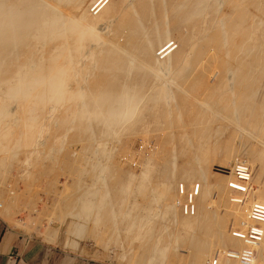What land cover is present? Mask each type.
<instances>
[{"label": "bare ground", "instance_id": "bare-ground-1", "mask_svg": "<svg viewBox=\"0 0 264 264\" xmlns=\"http://www.w3.org/2000/svg\"><path fill=\"white\" fill-rule=\"evenodd\" d=\"M262 2V0H107L106 2L101 0H0V121L9 116L7 109L10 107V102L14 100L18 101L21 107L25 105L26 108L31 105L27 111L32 116L37 110V112L42 111L47 105L50 106V103L55 102L58 107L59 122L66 125L65 127L72 125L77 137L80 140L84 138L83 141L88 149L91 148V141L102 137L109 138L119 131H126L129 134L138 132L140 128L141 134L156 132V128L151 124L159 126L161 120L167 125L174 126L175 123L180 122L183 115L187 116V114L191 117L192 130L188 127L191 131L187 130L190 132L187 135H185L186 131L182 133L183 138L184 136L200 140L204 137L212 138L210 129L214 125H219L225 130L226 128L222 126L234 125L233 133L229 134L233 141L249 137L253 129L262 132L264 131V82L261 78L264 75ZM170 14L175 23L172 28L167 21V16L170 17ZM172 29L178 33L177 44L173 42L175 39H171ZM256 98H260L259 101H256ZM33 118L31 119L34 121L36 117ZM26 128L29 129L27 125H24L17 135L22 139H19L20 142L29 133ZM10 131L8 129L3 134L0 130V139L10 140L9 137L12 136L8 135ZM215 132L214 134L217 135L218 131ZM6 134L8 137H5ZM12 140L15 141L11 142ZM16 140L17 138L8 142L12 144L16 142L18 145L22 143ZM187 140L190 141L189 138H186ZM8 142L5 144L9 145ZM15 146L17 144L14 148ZM256 151L259 152L258 149ZM263 153L260 158L263 157ZM72 154L70 153V156L73 159ZM72 159L69 160L74 161ZM70 161L66 162L67 164L69 162L68 166L72 169L74 163ZM92 164L93 174L97 173L93 175L95 180H102L105 165L103 169H100L97 160ZM107 171L109 173L108 169ZM215 171L206 170L207 174L203 171L206 175L204 177L216 178L217 174L225 173V167L220 166L216 174ZM124 174H126L124 177L123 174H117L121 178L116 177L114 186L113 183L110 184L112 185L110 192H107L110 186L101 191L106 195L102 196L100 201H98L99 192L94 190H88L86 196H76L77 201L71 199L72 196L68 197L73 210L78 209V213L74 215L79 219V223L80 220L87 219L89 209L92 207L94 211L91 214L96 217L102 216L106 231L112 235L116 232L115 218L117 216L122 217V222H127V225L120 224V227L124 225L128 227L130 223L129 228L132 225L134 231L146 229L147 222L157 213L151 215L154 204L152 203L153 205L149 207V203L141 204V200L140 203L137 202L141 197L140 193H138L139 198L135 195V201L127 197L128 186L132 188L130 181L134 178L131 172L125 171ZM217 179L219 185L225 189L232 181L230 175L226 173L225 177L222 175ZM169 183L168 188L171 186ZM210 186L206 187L210 188ZM136 187L133 186V188ZM140 187L143 193L148 191L147 186L145 187L142 182ZM164 187L167 188L165 185ZM207 189L204 187L200 195L197 194L198 203L200 202L198 214L190 217L189 213L188 217L182 218L184 221L181 226L177 227L179 228L177 233L185 234L187 232L192 234V230L195 229L196 236L193 237L191 250L201 252L200 255L203 257L200 259L196 257L198 260L192 261L191 264L207 263L205 258L214 248L221 249L220 257L221 253L222 258L225 257L226 261L220 264H243L244 251H250L252 254L246 264H264V223L260 227L263 237L259 242L247 243L244 239L234 236L235 232L247 234L249 226L254 224L251 208L254 206L264 208V189H254L255 198L244 204L242 211H238L237 206L234 207L237 211L234 209L229 211L232 224L236 226L235 229L232 228L230 236L223 231L226 225L223 228L222 221L216 224L218 221L215 220L214 213L218 210L217 207L215 208L216 205L214 206L216 210L213 211L211 203L210 207L206 204L211 202L209 198L207 201ZM165 192H167L166 189ZM131 193L129 191L128 194ZM167 193L168 199L174 197H169V194L167 196ZM129 202L132 207L127 208ZM218 202L216 201L217 205ZM249 206L251 208L247 211ZM170 209L175 211L172 207ZM154 211L156 210L153 209ZM176 214L175 212L174 215ZM174 215L173 217H176ZM0 216L19 229L33 232L31 227L14 221L6 209L0 210ZM180 219L178 220L181 221ZM75 223L70 222L69 226ZM155 225L157 226L156 223ZM163 226L159 229V232L162 231L159 237L164 235L163 240L157 235L156 240L155 236L151 240L152 235H149L151 238L148 244L139 242L137 246H130L128 259L117 256V250L113 255L111 249L107 248H104L108 252L107 255L102 252L101 257L97 256L99 254H94L93 257L98 258L97 260L102 263L161 264L162 253L159 247L161 248L162 241L167 243L165 240L169 241L170 237H174L173 232H176L173 231L176 228H173V232L170 233V226ZM148 229L150 228L147 227V232ZM76 231L79 234L80 231ZM39 234L47 243L51 244L55 241L52 232L46 231ZM75 239H67L65 247L90 255L83 250L84 248H79V242ZM159 239L161 244L158 246ZM169 244H164L165 247L164 245L162 247L169 248ZM228 247L232 250H228ZM219 254H215L216 259L219 258Z\"/></svg>", "mask_w": 264, "mask_h": 264}, {"label": "rangeland", "instance_id": "rangeland-1", "mask_svg": "<svg viewBox=\"0 0 264 264\" xmlns=\"http://www.w3.org/2000/svg\"><path fill=\"white\" fill-rule=\"evenodd\" d=\"M101 1L106 2L107 0H101ZM262 1L264 2V0ZM263 2L261 3L262 6L261 8L264 13ZM93 9L94 7L92 8V10ZM170 17L167 16V21L169 22V25L172 28L174 27L175 23L174 20L172 19L171 14ZM261 19L262 20L264 19V14L262 15ZM172 30L173 31L171 34V39H175L173 40V42L176 43L177 42L176 38L178 37L177 35L178 33H176L174 29ZM174 47H176V45ZM261 78L264 82V75H262ZM259 99L260 98H256V101L257 100L259 101ZM9 106H8L9 108L7 109L8 110L7 114L9 116L7 118H4V120L2 119L3 120V121L1 120L2 122L0 121V123L2 124L0 125V128L3 127V129L0 130L3 131V134H5V131L9 129V131L11 130L13 133L10 131L8 135L17 136L18 133L22 130L21 128H23L24 125H27L31 133L30 131H28L29 129L26 128L27 133L29 132L27 134L29 138L25 136V139L23 138V141H21L22 143L19 141V139L22 140L21 137L20 136H19L20 138H18V136L16 137L17 138L16 141L21 143L19 144L20 146L16 142L15 144L11 143L15 141V140L11 141V139H16L15 136L9 137L11 138L10 140H6V138L4 139V141L6 140L7 142L11 141L10 143L8 142L9 145H6L7 142L6 141L4 142L2 139H0V149H1L0 150V205H1L0 210H2V208L6 209L8 213L12 215L14 221H17L18 223L26 227H31L33 229V232L26 229H20L25 233H27L29 236L38 238L43 243L49 246H53L57 249H61L67 252H71L73 254H77L79 256L92 260L93 262H97L99 264H115L114 262L102 263L97 260L98 258L95 259V257H93L94 254H99L97 256L101 257L102 252H104L103 253L104 255H107L108 252H106L107 250L105 251L104 248L111 249L113 255L116 254L115 250H117L118 253L116 254L117 256L125 257L126 259H128L130 246L134 247V245L137 246L140 243L148 244L151 235H152L151 240H153L154 238L156 240L157 237L158 238L161 237V239L163 240L164 235H160L159 237V234H162V231L160 230L159 232V229L163 228L164 227L163 225H166L168 227L170 226L169 227L171 228L170 233H172L173 231L176 232H173L174 234H172V236L174 235V237H170L171 240L170 239H168L169 241L165 240V242H167L168 244L170 242L169 248L167 245H166L167 248H164L165 247L164 244H167L164 243V241H162V245H164V247L160 245L161 239L158 240L160 243L157 241L158 246L160 245L161 248H164L161 249L159 247L161 253L163 254V255L161 254L162 258H160V263L169 264L170 262V264H191L194 262V260L197 261L198 257L199 259L200 257H203L200 255L201 252L198 251L195 252V250L193 251L191 250L193 249L192 248V243L194 240L193 237L196 236L195 229L192 230L193 232L192 234L191 232H187L186 234L178 232L179 233L178 234L177 230H179V228L177 229V227L181 226V223L184 221L182 218L188 217L189 213H190V217H193L198 214L200 208V204H199L200 202L198 203V198H199L198 195H200L201 193L200 191H202L204 187L206 189L208 188L207 201L210 200L211 202H207L206 204L210 207V203H211V208L213 211L218 209L214 211L215 220H218L217 222L216 221L215 222L217 224L219 221H222L223 228L226 225L225 226L226 228L225 230L223 229V231L229 233L227 235L230 236L231 234L230 232L232 231V228L235 229L236 226L234 225V223L232 224L233 221L231 220L232 218L230 217L231 215L229 211H231V209L232 210L234 209L236 211L238 209V211H242L244 209V204L255 198L253 190L254 189L257 190L261 188L264 189V165H262L264 164V153H263V157L260 158L262 152H264V147H261L264 145V131H262L263 132L262 133L260 130L256 131L255 129H253V132L249 137L233 141L230 135L234 131L235 128L233 127L234 125L230 124V126L228 127L227 125L222 126L226 128V130L221 128L219 125H214L212 129H210L212 138L208 137L209 138L208 139L204 137L202 138L203 140L194 139L191 136L190 137L184 136L185 138H183L182 133H185L186 131L185 135H187L190 133L187 130L192 128L191 117H189V114H187V116L183 115L181 117L180 122L175 123L174 126L167 125L163 120H161L159 126H155L154 124H151V126L156 128V132H148L141 134L140 128L138 132L129 133V134L126 131H119L114 136H111L109 138L102 137L100 139H97L96 141L93 142L91 141V148L88 149L86 147V143L83 141L84 138L80 140L77 137V134L75 132L76 130L72 127V125H69L70 127L68 125L67 127H65L66 125H63L61 124V122H59L58 112H57L58 107L55 102L50 103V106L47 105V107L42 110L43 112L41 110L37 112L38 111L37 110L36 113L33 114V116L29 115L28 112L29 111L28 108L31 105L26 106V108L25 105L21 107L20 103L14 100L12 101V103L10 102ZM25 113L28 114L25 115ZM34 116L36 117V119H34L35 118ZM20 117H22V119ZM30 117L31 118L34 117L33 118L34 121ZM28 118L29 120L31 119L30 120L31 122L28 120ZM22 122H26L28 124H24ZM182 124L183 126L185 125V127H183ZM17 125L18 127H16ZM31 125H32V129H31ZM167 127H171V128L168 129ZM4 128L6 129L5 131ZM214 131L216 132L218 131L219 133L215 132L217 134L215 135ZM221 133L223 134V136H221L222 135ZM8 135L5 137H8ZM186 138L190 139V141L187 140L189 143L186 141ZM249 138L252 140H250ZM23 142H25L26 144H24ZM16 144L19 147L15 146L16 148L15 149L14 145ZM191 144L193 147L191 146ZM4 146L7 148H5ZM8 146H10L9 149ZM256 149H258L259 152L256 151ZM254 151L256 153H254ZM251 152L253 153L251 154ZM70 153L71 154L73 153L72 155L74 161L69 160L72 159ZM68 157L71 158L68 159ZM66 159L70 161V163L71 162L74 163L75 167L74 166L72 167L75 169L73 168L71 169V166H68L69 162L67 164ZM199 159L201 160V162L204 161L202 162L203 164H201ZM95 160L99 162L100 169L101 168L103 169L104 165L106 166V167L104 166L103 175L104 177L108 175V177L104 178L103 175H101L103 178H101L102 180L100 181L95 180V176H93L96 173L95 172L93 174V168H92L93 165L92 163ZM199 164L201 165L199 166ZM220 166L225 167V173L227 175H230L232 179L231 183L229 184L230 186H228L227 189L222 188V186L219 185L220 183L217 179V177L221 178L222 175L225 177V173L217 174L216 178H212V177L205 178L206 175H204L203 173V171L206 172V170H210L211 172L215 170L217 171V169ZM241 166L243 167L242 170H245L246 168L251 172V176H250L251 181L249 180L250 181L249 183H239L235 178V168L240 167L241 170ZM106 168L109 170V173ZM125 171L126 173L127 172L132 173L131 175H133L134 180H132L133 182L132 181L130 182L133 186L134 185L135 187L137 186L136 188H133V186H131L132 187L131 189L130 186H128L129 190L126 196L127 197L129 196V198L134 200V198H136L135 195H137L138 197L141 194V197L139 196L140 199H138L137 202L141 200L140 201L141 204L148 205L149 203V207L151 206L152 203L154 204V205L152 204L153 208L151 215H153V213L155 212L157 213L154 214L153 217H151L150 215L151 217L150 218L151 220H149L150 222L146 221L147 224L151 225L149 226L146 224V226L150 228L148 229L149 234L147 232L146 226H145L146 229H142L140 231H134L135 229L133 228L132 225L129 228L130 223L128 224V227L127 226L125 227V225L120 227V224L127 225V222L126 223L122 222V217L117 216L115 218V222H116L115 224L117 225V226L115 225L116 232L114 231L115 233H113L112 235L110 234V232L106 231L103 217L102 216L96 217L94 216V214H91L94 211V208L92 207L91 209H89V212L87 214V219H82L80 220L79 223L78 222L79 219L74 215L78 213V209L73 210V207H71L69 204L70 201L68 200L69 199L68 197L72 196L71 199L77 201L76 196H81V195L86 196V192L88 190H94L99 192L100 199L98 201H100L102 196L106 195L105 192L101 193V191L106 190V187L109 188L110 186V189L107 191L110 192L112 188L111 186L112 185L114 186V184L116 183L115 182L116 177L119 176L121 178L120 175L122 174H123L122 176L124 177L126 175L124 174ZM216 171L214 172L215 174ZM119 173L120 175L117 176V174ZM168 173L170 174V176L168 175ZM205 174H207V172ZM103 179H105V182H103ZM166 181L168 183L170 182L169 183V185H171L169 186L170 188H168L167 185L168 183ZM141 182L145 187L147 186L148 191L146 193L142 192V188L140 187ZM164 185L167 186L168 189L165 188ZM209 185H211L210 188L206 187ZM145 187L143 189H145ZM157 187H159V189ZM156 188L158 190H156ZM164 188L168 193L165 192ZM129 191L130 193L134 192V195H132V193L129 195L128 194ZM135 192H137V194ZM138 193L140 194L138 195ZM166 193L167 196L169 194V197L174 196L172 198L175 199V202L174 199L172 201V198L168 199L166 197ZM170 193L173 195H171ZM164 197L166 198L163 200ZM243 197L245 198L244 201H243ZM158 199L160 201H158ZM218 200L219 201L222 200V201L218 202ZM216 201L219 203L218 204L219 206L217 205ZM166 202L168 203L173 202L172 204L175 205L172 206V204L170 203L171 205L169 204L170 205L169 206L168 203ZM129 204L130 202L128 203L127 208L128 207L130 208V206L132 207V204L130 205ZM155 204L157 207L155 206ZM214 206L215 208L216 207L217 208L215 209ZM168 207L174 208L175 211H173L172 209L174 213H172V211H170L171 209L169 208L170 209L169 210ZM234 207H236L237 209H235ZM250 208L251 207L249 206L247 208V211ZM153 209L156 211L153 212ZM225 209H227L228 212ZM194 211L196 212V214ZM175 212L177 213L176 215H174ZM156 215L161 219H159ZM173 215L176 217H173ZM228 216L229 218H227ZM178 219H180L181 221H179ZM172 220L173 223L171 222ZM73 221L76 223L74 225L69 226L70 222ZM151 221L153 222L154 225L152 224ZM178 221L180 222V224ZM155 223L157 224V226L155 225ZM11 226H13L16 229H19L18 227H15L13 224H11ZM173 228L176 229L173 230ZM76 230L80 231L79 234L76 233L77 232ZM46 231L52 232L55 236V241L51 244L45 242L42 235L39 234L41 232L44 233ZM145 232L147 233L145 234ZM168 232L169 231H167V233ZM175 233H177L176 236ZM188 235L190 236L192 235L191 236L192 241H191V237ZM67 239L77 240V242H79V248L80 249L84 248L83 250H85L90 255H84L79 253L78 251H73L72 249L65 247V243ZM143 241H145L146 243ZM188 244L190 247L188 246ZM228 248H229L228 250L230 249L232 250L231 247ZM215 252L219 254L221 252V249L214 248L213 250H211L209 256L205 258L208 261L207 263L205 262L206 264H220L226 261L225 257L222 258V253H221V257L219 254L220 259L219 258L216 259ZM104 255H102V257ZM192 256L193 258L195 256V259H193ZM161 259H164L165 261L164 260L161 261Z\"/></svg>", "mask_w": 264, "mask_h": 264}, {"label": "crops", "instance_id": "crops-1", "mask_svg": "<svg viewBox=\"0 0 264 264\" xmlns=\"http://www.w3.org/2000/svg\"><path fill=\"white\" fill-rule=\"evenodd\" d=\"M0 264H99L57 249L11 226L0 216Z\"/></svg>", "mask_w": 264, "mask_h": 264}, {"label": "built area", "instance_id": "built-area-1", "mask_svg": "<svg viewBox=\"0 0 264 264\" xmlns=\"http://www.w3.org/2000/svg\"><path fill=\"white\" fill-rule=\"evenodd\" d=\"M251 172L245 168V170H240V167L235 168V178L239 183H249L251 181ZM250 180V181H249ZM241 198V197H240ZM243 197V201H244ZM252 209V219H254V224L249 226L247 234H241L238 232L234 233V236L244 239L247 243L249 241L259 242L263 237V231L260 229L261 225L264 223V208L261 206H254ZM193 211V210H192ZM250 251H244L242 253L243 264L249 262V257L251 256Z\"/></svg>", "mask_w": 264, "mask_h": 264}]
</instances>
